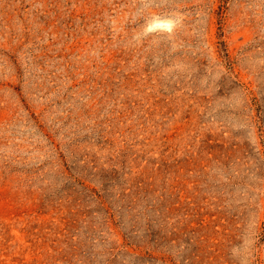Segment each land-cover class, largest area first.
<instances>
[{"label": "rangeland", "instance_id": "374dc122", "mask_svg": "<svg viewBox=\"0 0 264 264\" xmlns=\"http://www.w3.org/2000/svg\"><path fill=\"white\" fill-rule=\"evenodd\" d=\"M0 264H264V0H0Z\"/></svg>", "mask_w": 264, "mask_h": 264}]
</instances>
